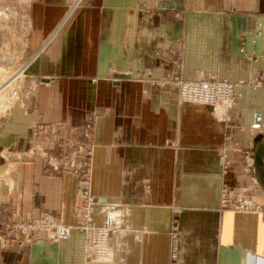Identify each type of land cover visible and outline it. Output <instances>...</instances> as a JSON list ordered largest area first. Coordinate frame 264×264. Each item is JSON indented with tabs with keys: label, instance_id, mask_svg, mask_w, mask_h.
Masks as SVG:
<instances>
[{
	"label": "crops",
	"instance_id": "crops-1",
	"mask_svg": "<svg viewBox=\"0 0 264 264\" xmlns=\"http://www.w3.org/2000/svg\"><path fill=\"white\" fill-rule=\"evenodd\" d=\"M43 2L30 13L37 54L0 134L14 170L0 229L45 213L71 233L2 242L0 264H171L173 248L177 264L263 260L264 213L221 193L251 185L245 197L264 208V0ZM202 75L236 84L233 109L180 99L176 77ZM75 143L91 155L92 217L114 229L108 261L77 228L78 176L39 149L60 157Z\"/></svg>",
	"mask_w": 264,
	"mask_h": 264
},
{
	"label": "built area",
	"instance_id": "built-area-1",
	"mask_svg": "<svg viewBox=\"0 0 264 264\" xmlns=\"http://www.w3.org/2000/svg\"><path fill=\"white\" fill-rule=\"evenodd\" d=\"M177 88L179 89V97L182 101L212 105L215 109L226 108L230 111L235 107V87L236 84L227 79H220L214 76L202 75L198 79L187 80L185 78L176 77ZM226 118L228 115L225 116ZM70 155L57 156L53 154L48 147L41 146L39 149L52 165L53 169L58 170L59 167L66 168L78 176L80 187L79 197L76 207V213L79 217L77 228L82 230L85 235V243L87 252L96 255L104 261L109 260L111 256V238L114 229L108 226H101L95 223L92 217V208L95 202L93 194L90 192V183H88V173L90 167L89 149L85 145L71 144ZM251 185H245L240 190H234L231 187L222 189V203L225 206L232 205L237 209H255L264 213L261 204H256L252 199L246 198L245 193L250 194ZM236 199L229 202V199ZM17 216V215H16ZM4 233L0 235L5 245L11 240L16 242H31L44 231L48 237H52L57 241L67 239L70 236L71 229L69 225L60 223L49 214L33 215L29 219L15 218L11 224L2 229ZM2 241V242H3ZM176 249L171 251V264H177ZM264 260V258H263Z\"/></svg>",
	"mask_w": 264,
	"mask_h": 264
},
{
	"label": "rangeland",
	"instance_id": "rangeland-1",
	"mask_svg": "<svg viewBox=\"0 0 264 264\" xmlns=\"http://www.w3.org/2000/svg\"><path fill=\"white\" fill-rule=\"evenodd\" d=\"M36 1L38 0H0V134L6 127L13 126L15 108L22 98L20 87L24 81L23 72L27 63L31 59L34 60L37 54L33 53L30 42L32 38L30 13ZM47 1L44 0L43 3ZM218 109L225 111L226 108ZM23 153L19 157L24 158L26 153ZM30 153L28 151L27 154ZM7 154L2 153L4 157L0 155V187L10 189L12 192L14 170H9L7 174V170L2 167L3 159H10ZM2 233L4 231L0 229V235ZM2 241L3 239L0 243Z\"/></svg>",
	"mask_w": 264,
	"mask_h": 264
},
{
	"label": "clouds",
	"instance_id": "clouds-1",
	"mask_svg": "<svg viewBox=\"0 0 264 264\" xmlns=\"http://www.w3.org/2000/svg\"><path fill=\"white\" fill-rule=\"evenodd\" d=\"M243 264H264V260L256 259L252 256L251 253L244 259Z\"/></svg>",
	"mask_w": 264,
	"mask_h": 264
}]
</instances>
